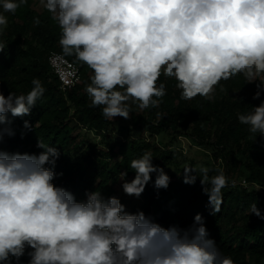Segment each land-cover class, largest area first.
Here are the masks:
<instances>
[{"label":"clouds","instance_id":"9594fccd","mask_svg":"<svg viewBox=\"0 0 264 264\" xmlns=\"http://www.w3.org/2000/svg\"><path fill=\"white\" fill-rule=\"evenodd\" d=\"M27 0H0V35L7 28L4 13L15 14ZM61 29L65 56L92 70L85 87L93 108L105 119L131 117L158 108L173 78L180 98L214 100L221 80L242 74L257 82L253 100L264 93V0H41ZM33 23L38 26L39 17ZM7 45L0 42V52ZM27 94L0 91V143L13 136L12 117L29 115L45 88L38 78ZM223 91V88L220 89ZM159 115V113H158ZM250 133L264 136V100L238 114ZM24 128L30 129L29 121ZM39 153L0 149V264H235L209 238L204 217L197 213L187 228L162 226L143 211L130 213L116 196L87 191L84 201L53 181L60 151L38 139ZM145 152L130 162L131 181L120 173L123 192L139 198L156 173L154 187L167 189L171 178ZM195 172L199 175H193ZM206 166L185 165V184L200 177L212 215L221 210L222 170L209 176ZM59 175H62L60 173ZM264 220L256 202L249 215Z\"/></svg>","mask_w":264,"mask_h":264},{"label":"trees","instance_id":"16d2710c","mask_svg":"<svg viewBox=\"0 0 264 264\" xmlns=\"http://www.w3.org/2000/svg\"><path fill=\"white\" fill-rule=\"evenodd\" d=\"M4 15L8 25L0 42L7 46L0 52V91L5 96L11 91L27 94L34 78L46 90L29 115L12 117L9 113L11 124L6 127L15 134L5 135L0 149L39 153V139L60 151L53 183L69 190L77 201H84L87 191H101L105 197H118L128 212L143 211L164 227L187 228L199 213L209 238L235 264H264V220L249 215L254 202L264 215V136L250 133L237 118L264 100V93L259 100L252 99L258 81L249 83L238 74L219 82L214 100L197 96L186 101L180 98L175 79L161 75L158 84H165L166 95L158 108L140 110L132 104L129 119L108 120L101 108L90 106L85 87L92 70L74 56L66 57L79 67L82 79L66 93L59 88L48 56L52 51L63 54L61 29L50 19V13L44 8L37 11L33 0H27L15 14ZM36 17L41 21L38 26L33 23ZM25 120L30 129L24 128ZM89 133L98 140L91 139ZM182 138L188 141L187 150L182 148ZM145 152H150L152 163L169 175V187L157 190L156 173H152L139 198L128 196L122 190L120 173L126 171L125 179L131 181L135 172L130 162ZM198 153L203 156L199 158ZM185 165L206 166L210 177L217 170L225 174L228 186L222 189L223 203L216 215L210 214L200 177L192 185L183 182ZM243 180L248 187L238 184ZM155 205L158 208L153 212ZM28 259L27 255L22 257L21 264H27Z\"/></svg>","mask_w":264,"mask_h":264},{"label":"built area","instance_id":"2783aa9c","mask_svg":"<svg viewBox=\"0 0 264 264\" xmlns=\"http://www.w3.org/2000/svg\"><path fill=\"white\" fill-rule=\"evenodd\" d=\"M48 63L53 74L57 77L59 88L63 93H66L81 81L82 73L79 67L64 54L52 51L48 56ZM238 184H242L245 187L249 186V183L245 180Z\"/></svg>","mask_w":264,"mask_h":264},{"label":"rangeland","instance_id":"374dc122","mask_svg":"<svg viewBox=\"0 0 264 264\" xmlns=\"http://www.w3.org/2000/svg\"><path fill=\"white\" fill-rule=\"evenodd\" d=\"M33 2H34V8L37 10V11H41L42 9H43V6H42V4H41V0H33ZM145 136V135H144ZM89 137L91 138V139H93V138H96V136L95 135H93L92 133H89ZM97 140H98V138H96ZM181 144H182V148L184 149V150H187V148H188V141L186 140V139H184V138H182L181 139ZM106 148V147H105ZM197 156H199V158L200 157H202L203 155L202 154H197ZM158 208V206L157 205H155L154 207H153V212H156V209Z\"/></svg>","mask_w":264,"mask_h":264}]
</instances>
